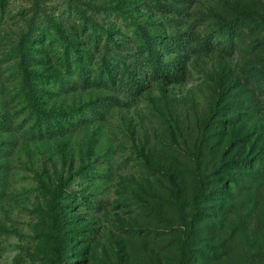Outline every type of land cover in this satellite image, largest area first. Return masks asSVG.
I'll return each mask as SVG.
<instances>
[{"label": "rangeland", "instance_id": "rangeland-1", "mask_svg": "<svg viewBox=\"0 0 264 264\" xmlns=\"http://www.w3.org/2000/svg\"><path fill=\"white\" fill-rule=\"evenodd\" d=\"M161 1L0 0V264H180L183 247L187 264H264V0ZM31 21L55 22L88 76L46 38L27 53L63 134H36L23 93ZM143 33L193 37L156 46L185 61L179 82L134 68ZM103 62L145 88L100 79Z\"/></svg>", "mask_w": 264, "mask_h": 264}, {"label": "trees", "instance_id": "trees-1", "mask_svg": "<svg viewBox=\"0 0 264 264\" xmlns=\"http://www.w3.org/2000/svg\"><path fill=\"white\" fill-rule=\"evenodd\" d=\"M155 5L160 9L167 8L166 5L162 3L161 0H152ZM168 10H173L169 8ZM29 30L27 33L21 35L19 40V47L22 50L21 58H20V68L22 74V88L23 93L27 99L29 106L31 107L34 113V125L36 134L39 137L42 136H54L57 134H63L67 131L69 126H71L72 121L66 117L68 114L66 112H44L40 110L35 103V92L31 87L30 76L34 73L24 66L28 64L30 57L27 54L34 47L32 44H45V38L48 40V45H52L53 43L57 44L58 47L63 50L65 53L66 59L74 61L77 64L79 69V76L83 82L88 81V76L85 72V68L80 65L79 60L81 56L77 49L73 48V43L69 40L66 35H63L58 30L55 22L49 24V27H41L34 22H29ZM193 37L186 34L181 33L178 39H172L170 42H162L159 37L151 36L148 33H143L142 35V43L139 45V53L137 58H130L132 61V65L139 72H145L150 80L163 79L167 82H179L180 78L183 75L185 69V61L181 58L177 60H168L164 61L160 57V54L157 52V44L161 43L164 48L167 49L168 52L177 51L180 49L186 48L187 44L193 41ZM202 46L207 49H211L212 43H208V40L200 42ZM69 51V56L66 55L67 50ZM165 49V50H166ZM172 49V50H171ZM112 66L108 62H103L99 72L100 79L105 78L106 80H111L113 78H117V76L126 79V86L131 94L135 95L140 92V90L145 88V83L135 80L131 77V71L128 69V66ZM9 124V120H7L4 116L0 115V129L7 128ZM203 181H199L198 193H202ZM201 189V190H200ZM189 258V251L183 247L181 251V263L187 264Z\"/></svg>", "mask_w": 264, "mask_h": 264}]
</instances>
